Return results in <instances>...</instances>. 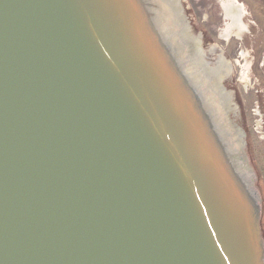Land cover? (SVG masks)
Returning <instances> with one entry per match:
<instances>
[{
	"label": "water",
	"instance_id": "obj_1",
	"mask_svg": "<svg viewBox=\"0 0 264 264\" xmlns=\"http://www.w3.org/2000/svg\"><path fill=\"white\" fill-rule=\"evenodd\" d=\"M155 6L0 0V264H264L246 132Z\"/></svg>",
	"mask_w": 264,
	"mask_h": 264
},
{
	"label": "rangeland",
	"instance_id": "obj_2",
	"mask_svg": "<svg viewBox=\"0 0 264 264\" xmlns=\"http://www.w3.org/2000/svg\"><path fill=\"white\" fill-rule=\"evenodd\" d=\"M182 1L192 33L202 36L208 61L215 63L223 53L231 62L232 71L222 82L238 106L231 117L246 132L247 152L263 197L264 232V0H235L242 5L247 30L229 38L225 35L229 20L219 0Z\"/></svg>",
	"mask_w": 264,
	"mask_h": 264
},
{
	"label": "bare ground",
	"instance_id": "obj_3",
	"mask_svg": "<svg viewBox=\"0 0 264 264\" xmlns=\"http://www.w3.org/2000/svg\"><path fill=\"white\" fill-rule=\"evenodd\" d=\"M156 13L160 18L164 16L169 21L168 31L174 32V40L179 45V53L183 59H187V72L193 83L198 86L211 108L220 111L227 116L234 109L232 93L223 85L224 78L229 74L230 68L222 57L217 63L210 65L205 59L206 54L202 49L199 36H194L188 25L187 18L182 14L179 0H153ZM224 5L225 14L229 18L228 28L225 30L227 36L234 33L241 36L247 25L242 22V5L235 0H221ZM190 30V31H189ZM234 97V96H233ZM213 102V106L211 104ZM217 103V108L214 106ZM230 126V125H229ZM226 129V128H225ZM231 141L234 148L241 147L242 139L239 133L229 128ZM227 130V129H226Z\"/></svg>",
	"mask_w": 264,
	"mask_h": 264
},
{
	"label": "flooded vegetation",
	"instance_id": "obj_4",
	"mask_svg": "<svg viewBox=\"0 0 264 264\" xmlns=\"http://www.w3.org/2000/svg\"><path fill=\"white\" fill-rule=\"evenodd\" d=\"M219 1H220L221 5H222L223 11H224V16L227 18L226 14H225L224 5L222 4L221 0H219ZM237 4H239V3H237ZM239 5H241V4H239ZM227 19L230 20L229 18H227ZM242 22H243V16H242ZM243 23H244V22H243ZM227 24H228V22H227ZM227 24H226V26H227ZM244 24H245V23H244ZM246 30H247V28H246ZM189 31H190V30H189ZM244 31H245V30H244ZM243 33H244V32H243ZM243 33H242V34H243ZM225 35H227L226 32H225ZM232 35H235V34H234V33H231V34H230L229 36H227V37L229 38V37L232 36ZM235 36H237V35H235ZM241 36H242V35H241ZM241 36H238V37H241ZM213 48H214V51L218 50V47H217V46H214ZM213 48H212V49H213ZM205 51H206V50H205ZM205 53H206V58H205V59L208 61V56H207V55H208V52H205ZM220 57H222L224 60H226V63H227V65L229 66V68H230V73H231V71H232V65H231V62H229V61L226 59V57L223 55V53L220 54L219 58H220ZM217 60H218V59H217ZM217 60H216V61H217ZM216 61H215V63H217ZM208 62H209V61H208ZM215 63H213V62H209V64H211V65H212V64H215ZM229 75H230V74H229Z\"/></svg>",
	"mask_w": 264,
	"mask_h": 264
}]
</instances>
